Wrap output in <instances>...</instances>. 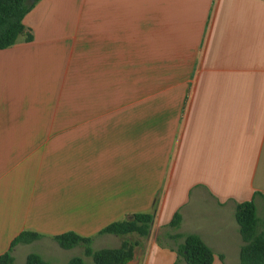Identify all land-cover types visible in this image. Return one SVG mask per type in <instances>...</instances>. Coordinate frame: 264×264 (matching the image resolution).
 Masks as SVG:
<instances>
[{
    "label": "crops",
    "instance_id": "0c3cea01",
    "mask_svg": "<svg viewBox=\"0 0 264 264\" xmlns=\"http://www.w3.org/2000/svg\"><path fill=\"white\" fill-rule=\"evenodd\" d=\"M22 23L0 49V255L33 232L13 264L48 262L72 232L175 264L192 234L239 264L236 204L264 207V0H39ZM138 213L165 242L100 234Z\"/></svg>",
    "mask_w": 264,
    "mask_h": 264
},
{
    "label": "trees",
    "instance_id": "16d2710c",
    "mask_svg": "<svg viewBox=\"0 0 264 264\" xmlns=\"http://www.w3.org/2000/svg\"><path fill=\"white\" fill-rule=\"evenodd\" d=\"M0 0V49L13 45L20 35L26 32L22 23L24 16L39 0ZM27 39L30 35L27 34ZM234 219L239 228L241 246L238 253L239 264H264V207L262 220L257 215L253 200L236 204ZM181 218L175 213L169 223V227L177 229ZM153 215L150 213H138L115 221L106 226L100 234L122 236L136 234L147 237L150 234ZM42 236L33 232H23L11 243L10 249L0 255V264H13L12 249L17 244H28L41 239ZM170 239L180 238L179 235L170 236ZM183 243L176 249V262L184 261V264H212L213 254L209 247L196 235H186ZM61 249L70 250L75 247L83 248V255L90 257L93 264H129L133 258L135 244L122 242L118 248H105L93 250L92 239L83 238L72 232H67L51 238ZM24 264H48L39 254L30 253L26 256ZM66 264H84L80 256L73 257Z\"/></svg>",
    "mask_w": 264,
    "mask_h": 264
},
{
    "label": "rangeland",
    "instance_id": "374dc122",
    "mask_svg": "<svg viewBox=\"0 0 264 264\" xmlns=\"http://www.w3.org/2000/svg\"><path fill=\"white\" fill-rule=\"evenodd\" d=\"M259 218L262 220V215H259ZM163 231L162 232L161 231L160 232L159 231H157V232L152 231L147 238H144L141 240L146 242V240L154 239V237L156 236V239L159 243L165 242ZM130 237L134 238V239H139L138 238L139 236H137L136 234H132ZM51 249L53 251V255H51L49 260H48L49 264H58V262H57L58 258H61V262L63 260L68 262L69 259L76 257V256L82 257L84 260V264H93L92 259L90 257H85L83 255V248L82 247L73 248V249L67 250L66 252H59L57 250V248L54 249L51 247ZM33 250H34L33 248H29V247L20 250L18 255H17V260L23 258L24 254H26L27 252L33 251ZM55 254H57L56 257H55ZM17 264H22V263H17Z\"/></svg>",
    "mask_w": 264,
    "mask_h": 264
},
{
    "label": "water",
    "instance_id": "95a60500",
    "mask_svg": "<svg viewBox=\"0 0 264 264\" xmlns=\"http://www.w3.org/2000/svg\"><path fill=\"white\" fill-rule=\"evenodd\" d=\"M31 2H33V1L31 0Z\"/></svg>",
    "mask_w": 264,
    "mask_h": 264
}]
</instances>
